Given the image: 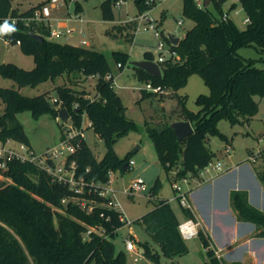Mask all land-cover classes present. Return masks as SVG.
<instances>
[{
	"label": "trees",
	"instance_id": "trees-1",
	"mask_svg": "<svg viewBox=\"0 0 264 264\" xmlns=\"http://www.w3.org/2000/svg\"><path fill=\"white\" fill-rule=\"evenodd\" d=\"M13 1L0 0V26L7 22L14 28L2 36L13 44L20 40L21 50L33 55L35 66L26 69L14 62H4L0 64V76L13 79L19 87L55 80L65 74L73 84L91 76L97 78V84L93 98L84 88L79 90L66 84L59 85L56 102H51L46 94L28 96L17 88L0 86V97L5 104L4 113L0 115V140H17L32 148L18 114L29 111L36 119L45 114L57 118L61 103L60 106L70 112L75 127L82 125L86 115L107 149L99 159L83 140L81 146L68 156L69 161L76 160V177L84 179L81 191L55 178L33 161H8L7 168L1 170L5 179H0V264H126V252L116 251L114 237L127 220L111 195L100 194L98 184L107 183L110 173L117 168L129 169L130 160L118 157L114 145L131 130L139 129V125L126 114V106L113 85V65L104 52L53 41L48 38L50 28L44 23L32 22L26 26L20 21L13 25L9 17L31 16L49 0H41L24 11L15 7ZM116 1L102 2L104 20L115 19ZM134 1L142 12L155 6L159 0ZM223 2L211 0L210 5L217 8L216 14L210 5L184 0L183 15L195 24L176 45L171 44L181 59L159 62L161 77H154L133 65L140 78L170 89L168 93L144 89L146 95L177 96L178 90L187 85L193 74L201 76L210 89L209 94L197 96V111L188 108L185 97L179 96L178 119L189 120L194 128V132L183 141L179 140L170 123L147 127L162 168L172 173L174 179L187 177L189 173L199 175L216 155L208 144L209 136L220 134L226 137L219 130V121L249 122L258 111L255 96L264 97V58L259 67L255 59L239 54L241 48L248 46L264 53V0H240L249 18L245 28H241L232 17L222 18L225 12ZM134 29L135 21L117 28L120 33ZM31 32L44 35V40H38ZM112 56L123 70L129 61V53L114 51ZM144 58L155 60L156 56L152 51H146ZM60 121L63 129L65 122ZM65 138L64 133L62 139ZM259 160L262 165L256 167L257 174L264 184V150ZM50 164L54 165V162ZM161 186L158 178L153 188ZM231 202L238 219L256 224V235L264 237V211L249 202L247 191L233 190ZM181 210L184 219L197 220L192 209L182 206ZM137 221L165 256L175 259L188 252L186 239L179 230L182 220L169 199L156 200L154 207ZM198 237L206 249V264H245L227 262L219 256L211 235L203 227ZM142 246L152 264H161L160 252L154 251L148 242Z\"/></svg>",
	"mask_w": 264,
	"mask_h": 264
},
{
	"label": "rangeland",
	"instance_id": "rangeland-1",
	"mask_svg": "<svg viewBox=\"0 0 264 264\" xmlns=\"http://www.w3.org/2000/svg\"><path fill=\"white\" fill-rule=\"evenodd\" d=\"M41 0H14L13 5L19 10L24 11ZM105 0H68L62 5L51 7V16L46 23L54 29L60 21L68 22V26L75 30L72 35H61L49 39L60 42L70 43L87 48H94L106 54L113 65L114 88L122 98L126 106V114L132 118L138 125L139 129L131 130L127 135L121 137L114 145V151L120 158L128 157L133 160L134 164L128 170L117 168L111 174L110 182L106 187L110 188V194L116 201L128 223L118 229L115 237L116 251L124 250L126 252V264H152L151 260L141 249L143 243L148 242L154 251L161 254V264H206L208 256L199 237L187 239L189 250L186 254L175 259L165 256L160 246L154 242L145 228L137 221L140 216L154 206L158 199L169 198L177 212L181 209L178 200L172 197L177 194L175 183L181 184L184 189H189L197 185L200 181L199 175L188 174L189 183L183 182L182 178L174 179L172 173H167L161 166L154 141L149 134L147 127H158L162 123H173L179 118V96L185 97L188 108L197 111L199 106L196 104V98L200 94H209L210 89L204 80L198 74H193L185 87L178 90L177 96L165 95H146L144 89L148 88V80L140 78L136 74V68L131 64L132 61L141 60L146 51H152L155 56L158 55V44L160 41H166L169 35L183 38L186 31L194 26V21L183 15L184 0H159L157 4L149 9L139 12L134 0H121L120 6L114 5V20H104L102 16V2ZM211 10L218 14L214 4L210 5ZM222 9L230 13L236 23L245 28L246 12L240 0H224ZM239 11L238 14L235 11ZM149 11L153 18L155 29L149 28V23L142 20L140 23L137 16ZM134 20L136 29L128 33H120L118 26ZM179 20L183 23L178 24ZM41 23L38 21H33ZM37 31L39 28L37 27ZM159 31L160 36L156 35ZM85 39L88 44H82ZM168 48L167 42L165 43ZM122 51L129 53V61L123 70H120L114 62L113 52ZM239 54L245 58L256 60L257 66L261 67V59L264 53L254 46L243 47ZM8 62H14L18 66L32 69L35 66L34 57L25 53L20 46L11 47L10 54L7 57ZM72 77V76H71ZM73 86L76 89H86L91 96L96 94V77L82 78L79 83H71L68 75L58 77L57 79H47L37 85H25L19 87L18 84L10 78L0 76V86L17 88L21 93L28 96L46 94L51 102L57 97V86ZM170 89L166 88L165 92ZM255 100L258 102V111L249 121L241 120L231 123L227 119L219 121V130L226 137L220 134L210 135L208 144L216 153L212 164H222L224 170L234 166L239 162L247 161L250 158V152L254 154L264 150V97L256 95ZM5 104L0 97V115L4 113ZM19 121L29 134L31 146L35 156H42L48 150L62 146V136L69 132V126L73 124L70 118L61 127V121L51 114H45L36 119L29 111H23L18 114ZM89 119L86 115L83 117L82 126L84 127V136L86 144L91 148L95 156L101 159L106 153V145L98 136L93 127L88 125ZM74 134V131H71ZM76 140L74 139V142ZM7 147H13L24 153L20 147L23 143L17 140L3 142ZM231 145L230 152L226 147ZM67 152L61 153L57 162H62ZM182 159V156H180ZM250 162L262 165L257 156ZM211 164V166H212ZM176 169V168H175ZM218 172L213 168L205 173V178L212 177ZM136 178H143L147 189L142 192H128L132 181ZM160 179L162 186L154 189L156 180ZM0 179H5L3 172H0ZM153 189V192H152ZM154 194V195H153ZM130 239L136 246L135 251L127 249L126 240ZM90 264H96L92 262Z\"/></svg>",
	"mask_w": 264,
	"mask_h": 264
},
{
	"label": "crops",
	"instance_id": "crops-1",
	"mask_svg": "<svg viewBox=\"0 0 264 264\" xmlns=\"http://www.w3.org/2000/svg\"><path fill=\"white\" fill-rule=\"evenodd\" d=\"M16 45L20 46L0 36V64L8 62L10 49ZM257 166L259 165L248 159L212 177L199 176V183L189 188L197 220L211 235L218 255L227 262L264 264V237L256 235L258 232L256 224L238 219L231 202L233 190H245L249 202L264 211V184L258 177ZM172 199L178 200L176 195ZM177 213L181 220H184L182 210ZM141 252L144 253L143 248Z\"/></svg>",
	"mask_w": 264,
	"mask_h": 264
},
{
	"label": "built area",
	"instance_id": "built-area-1",
	"mask_svg": "<svg viewBox=\"0 0 264 264\" xmlns=\"http://www.w3.org/2000/svg\"><path fill=\"white\" fill-rule=\"evenodd\" d=\"M67 1L68 0H49L47 3L42 5V7H40L39 9H36L31 16H28V17H9V20L12 22L13 25L18 24L20 21H23L26 26H29L35 20L38 22L44 23L45 25H47L50 28V34H49L50 38H55L57 36H61V35H65V34L66 35L67 34H73L75 32V30L68 26L67 20L66 21H60L59 24L54 29H52L51 26L46 23L47 19H49L51 16V7L62 5V4H64V2H67ZM197 2L199 5L203 4L202 0H197ZM120 4H121V0H117L114 5L119 7ZM235 13L238 14L239 11L237 10V11H235ZM229 17H230L229 12H224L222 15L223 19H228ZM137 20L139 21V23L142 20H146L147 23H149V28L153 29V30L155 29V27L153 25V18L151 17L149 11L141 13L139 16H137ZM247 22H249V18L246 17V19L244 20V23H247ZM182 23H183V20H179L178 24L181 25ZM160 34L161 33L159 31H156L157 36H160ZM167 38L170 39V41H168ZM166 42L168 44V48L166 47V44H165ZM81 43L87 44L88 41L83 39L81 41ZM16 44H20V40H17ZM171 44H173V42L171 41V35L166 37V41H160L159 42L158 47H157L159 51H158V55L156 56L155 61H157L159 63V62H163V61L169 60V59H172V60H180L181 59L180 54L171 48ZM120 65L121 64L119 63L118 67ZM107 77L110 78L111 75H108ZM147 86L150 89V91L157 92V93L165 92V89L162 86L155 85L151 81H148ZM89 97L93 98L94 95L93 96L89 95ZM53 101L56 102L58 100H57V98H54ZM60 105H61V103H59V107L61 109L62 107ZM75 106L77 107V104ZM57 119L62 120L58 117H57ZM66 121H68V120H66ZM66 121H64V122H66ZM82 125L80 127H75L73 124H71V126H69V132L66 135V138L63 139V141H62L61 148L59 150H58V148L48 150L44 155L38 156V157L35 156V152H34L33 148H31L30 146H28L25 143H23L20 147V149L24 153H21L19 150L15 149L13 147H7V145H5V143H3L2 145H0V172H1V170L6 169L8 161H11L13 159H19L22 161H33V162L39 164L42 168L47 170L49 173L53 174V176L55 178H57L59 180L66 181L76 191H81L83 189V186H84V179L76 177V173H75L76 168H77L76 160L72 159L71 161H69L68 156L71 153H74L81 146L82 141L85 140L84 127ZM88 125L89 126L91 125L90 121H89ZM71 131H74L75 133L72 134ZM74 139L76 140L75 142H74ZM226 150H227V152H230L231 145H228L226 147ZM64 151L67 152L68 155L66 156V158L62 162L58 163L56 158L61 153H63ZM260 154H261V151L258 153V155L254 154L252 151V152H250V158L249 159L255 160L257 156L258 157L260 156ZM51 161L54 162V165L50 164ZM133 164H134V161L130 160V165H133ZM211 164H212V162L200 170V172H199L200 177L204 176L205 173L210 171V169H212V168L214 170H216L218 173L223 172L224 169H223L221 163H218L216 165L212 164V166H211ZM111 174H112V172L110 173V179H111ZM182 180L185 183L190 182L188 176L182 178ZM109 182H110V180L105 184H98L101 186L100 194L111 195L110 194V188L106 187V185ZM174 187L177 190V194H178L177 199L179 200L181 206L186 207V208H190L193 210V205L191 202L189 189H184L183 186L181 184H178V183H175ZM146 189H147V187H146V183H145L144 179L143 178H136L132 181V183L128 189V192H135L136 193V192L145 191ZM115 204H116V201H115ZM117 207H118V205H117ZM123 218H125L127 220V223H128V219L124 216V214H123ZM200 228H201L200 222L194 218L184 219L179 224V230L181 232V235L186 240L198 237ZM126 246H127V249L130 251L136 250V246H135L134 242L130 239L126 240Z\"/></svg>",
	"mask_w": 264,
	"mask_h": 264
},
{
	"label": "water",
	"instance_id": "water-1",
	"mask_svg": "<svg viewBox=\"0 0 264 264\" xmlns=\"http://www.w3.org/2000/svg\"><path fill=\"white\" fill-rule=\"evenodd\" d=\"M202 1L204 6H208L211 3V0ZM31 35L40 41H43L45 38V36L40 33L31 32ZM171 41L173 42V44L176 45L180 41V38L171 36ZM131 64L144 69L147 73L154 77L162 76L161 66L155 60L143 58L138 61H132ZM56 115L63 121H66L70 118V112L66 107H62L60 110H58L56 112ZM170 126L174 128L180 141H183L185 138H187L190 134L194 132L193 125L189 120H177L171 123Z\"/></svg>",
	"mask_w": 264,
	"mask_h": 264
},
{
	"label": "clouds",
	"instance_id": "clouds-1",
	"mask_svg": "<svg viewBox=\"0 0 264 264\" xmlns=\"http://www.w3.org/2000/svg\"><path fill=\"white\" fill-rule=\"evenodd\" d=\"M12 31H14V28L10 26L7 22L3 26H0V36L7 33H11Z\"/></svg>",
	"mask_w": 264,
	"mask_h": 264
}]
</instances>
